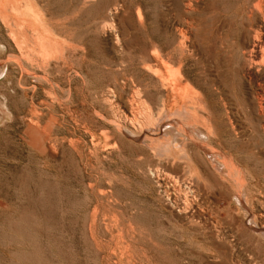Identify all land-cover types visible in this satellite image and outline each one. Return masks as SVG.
<instances>
[{
  "label": "rangeland",
  "instance_id": "374dc122",
  "mask_svg": "<svg viewBox=\"0 0 264 264\" xmlns=\"http://www.w3.org/2000/svg\"><path fill=\"white\" fill-rule=\"evenodd\" d=\"M263 2L0 0V264H264V131L242 126L263 85L246 74Z\"/></svg>",
  "mask_w": 264,
  "mask_h": 264
},
{
  "label": "bare ground",
  "instance_id": "6f19581e",
  "mask_svg": "<svg viewBox=\"0 0 264 264\" xmlns=\"http://www.w3.org/2000/svg\"><path fill=\"white\" fill-rule=\"evenodd\" d=\"M9 1H10V0H9ZM12 1H13V0H12ZM247 1H248V0H247ZM262 1H263V0H262ZM167 2H168V1H167ZM251 2H252V0H251ZM255 2H256V0H255ZM257 2H258V1H257ZM263 3H264V2H263ZM188 4H189V3H188ZM193 4H194V3H193ZM248 4H249V3H248ZM171 5H172V4H170V6H171ZM185 5H186V4H185ZM190 5H191V4H190ZM5 6H6V5H5ZM165 6H167V5H165ZM258 6H259V5H257V9H258ZM28 7H29V6H28ZM250 7H251V6H250ZM190 8H191V7H190ZM190 8H189V9H190ZM253 8H254V7H253ZM31 9H32V8H31ZM118 9H119V8H118ZM118 9H117V10H118ZM167 9H168V7H167ZM191 9H192V8H191ZM194 9H195V8L193 7V10H194ZM254 9H256V7H255ZM257 9H256V10H257ZM12 11H13V10H12ZM113 11H114V10H113ZM166 11H169V10H166ZM252 11H254V10H252ZM258 11H259V10H258ZM187 12H188V11H187ZM29 13H30V12H29ZM33 14H34V13H33ZM77 14H78V13H77ZM110 14H112V13L110 12L109 15H110ZM115 14H116V13H115ZM117 14H118V13H117ZM257 14H258V13H257ZM260 14H262L261 16H263V13H262V12H260ZM9 15H10V14H9ZM191 15H192V14H191ZM10 16H11V15H10ZM113 16H114V15H113ZM183 16H184V15H183ZM256 16H257V15H256ZM256 16H255V17H256ZM7 17H8V16H7ZM13 17H14V16H13ZM16 17H17V16H16ZM110 17H111V16H110ZM114 17H115V16H114ZM249 17H250V16H249ZM116 18H117V17H116ZM141 18H142V17H141ZM184 18H185V17H184ZM192 18H193V17H192ZM11 19H12V18H11ZM17 19H18V18H17ZM170 19H171V18H170ZM181 19H182V18H181ZM262 19H263V18H262ZM102 20L104 21L105 19H102ZM145 20H146V19H145ZM184 20H185V19H184ZM103 21H102V22H103ZM114 21L116 22V20H114ZM139 21H140V20H139ZM171 21H173V20L171 19ZM181 21H182V20H181ZM186 21H187V20H186ZM186 21H185V22H186ZM194 21H195V20H194ZM26 22H27V21H26ZM105 22L109 23V21H107V20H106ZM112 22H113V21H112ZM141 22H142V21H140V23H141ZM185 22H184V23H185ZM263 22H264V21H263ZM20 23H21V22H20ZM107 23H105L106 26H107ZM110 23H111V22H110ZM113 23H114V22H113ZM113 23H112V24H113ZM120 23H121V22H120ZM129 23H130V22H129ZM184 23L182 22V24H184ZM188 23H190V22L188 21ZM192 23H193V22H192ZM242 23H243V22H242ZM244 23H246V22H244ZM22 24H23V23H22ZM112 24H111V25H112ZM125 24H126V23H125ZM170 24H171V23H170ZM178 24H179V23H178ZM186 24H187V22H186ZM186 24H185V25H186ZM212 24H214V23H212ZM260 24H261V23H260ZM18 25H19V24H18ZM20 25H21V24H20ZM118 25H119V24H118ZM118 25H117V26H118ZM140 25H141V24H140ZM179 25H180V24H179ZM179 25H178V27H180ZM189 25H190V24H189ZM191 25L194 26L195 23H194V24H191ZM258 25H259V24H258ZM258 25H257V26H258ZM262 25H263V23H262ZM113 26H114V24H113ZM115 26H116V25H115ZM128 26H129V25H128ZM182 26H184V25H182ZM193 26H192V29H193ZM211 26H213V25H211ZM110 27H111V26H110ZM134 27H136V26L134 25ZM142 27H143V26H142ZM170 27H171V26H170ZM194 27H195V26H194ZM214 27H216V26H214ZM239 27H240V26H239ZM261 27H262V26H261ZM111 28H112V27H111ZM114 28H115V27H114ZM117 28H118V27H117ZM117 28H116V29H117ZM121 28H122V27H121ZM121 28H120V29H121ZM184 28H186V26H185ZM248 28H249V27H248ZM262 28H263V27H262ZM50 29H51V28H50ZM125 29H126V27H125ZM179 29H181V28H179ZM179 29H177V30H179ZM192 29H191V31H192ZM194 29H197V27L194 28ZM255 29H256V28H254L253 30H255ZM11 30H12V29H11ZM52 30H53V28H52ZM105 30H106V29H105ZM105 30H104V32L107 33V30H106V31H105ZM137 30H138V29H137ZM188 30H189V29H188ZM212 30H214V29L212 28ZM223 30H224V29H223ZM240 30H241V29H240ZM25 31H26V30H25ZM113 31H115V30L113 29ZM116 31H117V30H116ZM123 31H124V30H123ZM127 31H128V28H127ZM127 31H126V32H127ZM130 31H131V30H130ZM186 31H187V30H186ZM186 31H184V32H182V33H185V35H187ZM195 31H196V30H195ZM201 31H202V30H201ZM231 31H232V30H231ZM255 31H256V30H255ZM255 31H254V32H255ZM262 31H263V30H262ZM108 32L112 34V31L110 32V30H109ZM119 32H120L119 34L121 35V31H119ZM187 32H188V31H187ZM202 32H203V31H202ZM209 32H210V31H209ZM240 32H241V31H240ZM240 32H239V33H240ZM249 32H250V31H249ZM251 32H252V29H251ZM25 33H27V32H25ZM49 33H50V32H49ZM117 33H118V31H117ZM130 33H131V32H130ZM233 33H235V31H234ZM236 33H237V32H236ZM263 33H264V32H262V33H257V35H256V36L250 41V44L248 45L249 47L247 48L248 50H250L249 52H250L251 62H250V61H249V62L251 63V65H250L249 68L246 70V74H247L249 77L254 76L255 79H257L258 81L263 82V85H261V83H260V84L257 86L258 88H257L256 96H255V97H256V98H255V99H256V105H255L254 108H251L250 110L247 111L248 116H250V121L247 120L248 122H246V123H242V126H245V128H246V127H250V128H252V129H260V130H263V131H264V38H263L262 35H261V34H263ZM45 34H47V33H45ZM136 34H137V33H136ZM177 34H178V33H177ZM194 34H196V33L194 32ZM202 34H203V33H202ZM205 34H206V32H205ZM207 34H208V33H207ZM231 34H232V33H231ZM242 34H243V32H242ZM250 34H251V33H250ZM51 35H52V34H51ZM109 35H110V34H109ZM114 35H115V34H114ZM130 35H131V34H130ZM169 35H170V34H169ZM171 35H172V33H171ZM189 35H190V34H189ZM216 35H217V34H216ZM220 35H222V34H220ZM234 35H235V34H234ZM237 35H238V34H237ZM240 35H241V34H240ZM244 35H245V34H244ZM248 35H249V34H248ZM31 36H33V35H31ZM52 36H54V35H52ZM118 36H119V35H118ZM172 36H173V35H172ZM172 36H171V37H172ZM175 36H176V35H175ZM175 36H174V37H175ZM181 36L184 37V35L181 34V35L178 37V40L182 38ZM204 36H205V35H204ZM29 37H30V36H29ZM60 37H61V35L58 37V39H59ZM63 37H64V36H63ZM122 37H123V36H122ZM128 37H129V36H128ZM130 37H131V36H130ZM161 37H162V36H161ZM169 37H170V36H169ZM187 37H188V36H187ZM201 37H202V36H201ZM217 37H218V36H217ZM233 37H234V36H233ZM238 37H239V36H238ZM249 37H250V36H249ZM176 38H177V37H176ZM196 38H197V36H196ZM221 38H222V36H221ZM230 38H231V37H230ZM250 38H252V37H250ZM32 39H35V38H32ZM61 39H62V38H61ZM61 39H59V40H61ZM64 39H65V38H64ZM116 39L119 40V38H117V37H116ZM120 39H121V38H120ZM123 39H124V38H123ZM123 39H122V40H123ZM182 39H185V37L182 38ZM193 39H194V37H193ZM201 39H203V38H201ZM206 39H207V38H206ZM248 39H249V38H248ZM40 40H41V39H39V41H40ZM42 40H43V39H42ZM47 40H48V41L50 40L49 43L51 42V39L47 38ZM124 40H125V39H124ZM124 40H123V41H124ZM126 40H127V38H126ZM126 40H125V42H126ZM129 40H130V39H129ZM191 40H192V39H191ZM196 40H197V39H196ZM229 40H230V39H229ZM229 40H227V42H228ZM237 40H238V38H237ZM237 40H236V41H237ZM239 40H240V38H239ZM32 41H33V43H34V40H32ZM35 41L37 42V39H35ZM56 41L59 42L58 40H56ZM73 41H74V40H73ZM73 41H72V42H73ZM120 41H121V40H120ZM138 41H139V40H138ZM145 41H146V40H145ZM149 41H150V40H149ZM167 41H168V40H167ZM175 41H176V40H175ZM208 41H209V40H208ZM236 41H235V42H236ZM61 42H63V40H61L60 43H59V44L57 43V44L60 45ZM69 42H70V41H69ZM118 42H119V41H118ZM121 42H122V41H121ZM151 42H152V41H151ZM186 42H187V41H186ZM188 42H189V41H188ZM194 42H195V41H194ZM194 42H193V43H194ZM237 42H238V41H237ZM43 43H44V45H45V41H43ZM54 43H56L55 40H54ZM54 43L52 42V44H54ZM65 43H67V42H65ZM65 43H64V44H65ZM115 43H116V42H115ZM122 43H123V42H122ZM146 43H147V42H146ZM176 43H177V42H176ZM189 43H190V42H189ZM198 43H199V42H198ZM229 43H230V42H229ZM22 44H23V43H22ZM34 44H36V43H34ZM69 44H71V43H69ZM126 44H127V43H126ZM126 44H125V45H126ZM142 44H143V43H142ZM184 44H185V43H184ZM203 44H204V43H203ZM203 44H202V45H203ZM233 44H234V43H232V44H230V45L232 46ZM236 44H237V43H236ZM243 44H244V43H243ZM26 45H27V44H26ZM50 45H51V44H49L48 46H50ZM72 45H74V44H72ZM82 45H83V44H82ZM125 45H124V46H125ZM127 45H128V44H127ZM149 45H150V44H149ZM181 45H183V44H181ZM210 45H211V44H210ZM223 45H227V44H224V43H223ZM223 45H222V46H223ZM228 45H229V44H228ZM234 45H235V44H234ZM234 45H233V46H234ZM245 45H247V44H245ZM32 46H33V44H32ZM41 46H42V44L39 45V47H41ZM61 46H63V43L61 44ZM61 46H60V47H61ZM74 46H76V44H75ZM78 46H79V45H78ZM135 46H136V45H135ZM140 46H141V45H140ZM157 46H158V45H157ZM183 46H185V45H183ZM189 46H190V45H189ZM213 46H214V45H213ZM34 47H35V46H34ZM66 47H69V45L66 46ZM80 47H81V46H80ZM120 47H121V46L119 45V48H120ZM170 47H171V46H170ZM201 47H202V46H201ZM211 47H212V46H211ZM229 47H230V46H229ZM36 48H37V47H36ZM36 48H35V51H36ZM48 48H50V47H48ZM48 48H47V50L49 51ZM78 48H79V47H78ZM127 48H128V47H127ZM139 48H140V47H139ZM141 48H142V47H141ZM149 48H150V47H149ZM164 48H165V47H164ZM166 48H167V47H166ZM205 48H206V47H205ZM241 48H242V46H241ZM244 48H245V47H244ZM40 49H41V48H40ZM68 49H69V48H68ZM73 49H74V48H73ZM76 49H77V48H76ZM80 49H83V51H84V48H83V47L80 48ZM155 49H156V48H155ZM155 49H154V50H155ZM167 49H168V48H167ZM167 49H166V50H167ZM191 49H192V47H191ZM230 49H231V47H230ZM45 50H46V49H45ZM47 50H46V51H47ZM52 50H53V49H51V51H52ZM55 50H56V49H55ZM60 50H62V49H60ZM116 50H117V49H116ZM116 50H115V51H116ZM118 50H119V49H118ZM118 50H117V51H118ZM120 50H122V49H120ZM127 50H128V49H127ZM141 50H142V49H141ZM160 50H162V49H160ZM186 50H187V49H186ZM188 50H189V48H188ZM202 50H203V49H202ZM33 51H34V50H33ZM41 51H42V50H41ZM80 51H81V50H80ZM240 51H242V50H240ZM246 51H247V50H246ZM62 52H65V51H62ZM119 52H120V51H119ZM139 52H140V51H139ZM156 52H157V51H156ZM185 52H186V51H185ZM193 52H194V51H193ZM202 52H203V51H202ZM217 52H218V51H217ZM228 52H229V51H228ZM247 52H248V51H247ZM39 53H41V52H39ZM84 53H85V52H84ZM129 53H130V52H129ZM140 53H141V52H140ZM171 53H172V52H171ZM190 53H191V52H190ZM239 53H241V52H239ZM242 53H243V52H242ZM242 53H241V55H243ZM35 54H36V53H35ZM146 54H147V53H146ZM159 54H160V53H159ZM198 54H200V53H198ZM232 54H233V52H232ZM245 54H246V53H245ZM82 55H83V54H82ZM122 55H123V54H122ZM122 55H121V56H122ZM151 55H152V54H151ZM174 55H175V54H174ZM183 55H184V54H183ZM185 55H186V54H185ZM185 55H184V56H185ZM192 55H193V53H192ZM35 56H38V58H39L38 52H37V55H35ZM62 56H63V55H60V57H62ZM84 56H85V55H84ZM123 56H124V55H123ZM154 56H155V55H154ZM165 56H168V55H165ZM169 56H170V55H169ZM180 56H181V54H180ZM27 57H28V55H27ZM29 57H30V56H29ZM52 57H54V56H52ZM67 57H68V55H67ZM70 57H71V56H70ZM106 57H107V56H106ZM173 57H174V56H173ZM215 57H216V56H215ZM23 58H24V57H23ZM25 58H26V57H25ZM54 58H55V57H54ZM58 58H59V56H58L56 59H58ZM63 58H64V57H62V59H63ZM73 58H74V57H73ZM119 58H120V57H119ZM121 58H122V57H121ZM121 58H120V59H121ZM160 58H162V56H161ZM186 58H187V57H186ZM188 58H189V56H188ZM226 58H229V57H226ZM243 58H244V57H243ZM247 58H249V56H248ZM247 58H244L243 61H245V59H246V61H247ZM20 59H21V58H20ZM45 59H46V58H45ZM62 59H61V60H62ZM71 59H72V58H71ZM80 59H81V58H80ZM80 59H79V60H80ZM107 59H108V58H107ZM110 59H111V58H110ZM112 59H113V58H112ZM112 59H111V60H112ZM162 59H163V58H162ZM179 59H180V58H179ZM183 59H184V58H183ZM193 59H194V58H193ZM22 60H23V59H22ZM31 60H33V59H31ZM111 60L108 61V63L113 62V61H111ZM113 60H114V59H113ZM121 60H122V59H121ZM123 60H124V59H123ZM171 60H172V59H171ZM198 60H199V59H198ZM238 60H239V59H238ZM241 60H242V59H241ZM249 60H250V59H249ZM17 61H18V60H17ZM23 61H25V60H23ZM26 61H27V59H26ZM33 61H35V60H33ZM37 61H38V60H37ZM58 61H59V60H58ZM64 61H65V60H64ZM73 61H74V60H73ZM76 61H77V60H76ZM158 61H159V60H158ZM183 61H184V60H183ZM207 61H208V60H207ZM28 62H29V59H28ZM46 62H48V59L46 60ZM46 62H45V63H46ZM49 62H51V60H49ZM55 62H56V61H55ZM74 62H75V61H74ZM74 62H72V67H74V65H73ZM123 62H125V61H123ZM140 62H141V61H140ZM19 63H20V62H19ZM30 63H31V62H30ZM45 63H44V64H45ZM56 63H59V62H56ZM67 63H68V62H66V64H67ZM70 63H71V62H70ZM75 63H76V62H75ZM113 63H114V62H113ZM125 63H126V62H125ZM141 63H142V62H141ZM172 63H173V62H172ZM203 63H204V62H203ZM215 63H216V62H215ZM226 63H227V62H226ZM246 63H247V62H246ZM25 64H26V63H25ZM25 64H24V62H22V66H24ZM31 64L34 65L33 62H32ZM36 64H37V63H36ZM36 64H35V66H36ZM120 64H122V63H120ZM139 64H140V63H139ZM167 64H168V62H167ZM176 64H177V63H176ZM180 64H181V63H180ZM49 65H50V64H49ZM53 65H54V64H53ZM76 65H77V64H76ZM76 65H75V66H76ZM154 65H155V63H154ZM248 65H249V64H248ZM22 66H21V67H22ZM44 66H45V65H44ZM44 66H43V67H44ZM55 66H56V65H55ZM62 66H63V65H62ZM80 66H81V65H80ZM112 66H113V65H112ZM123 66H124V65H123ZM148 66H149V64H148ZM148 66H146V67H148ZM163 66H164V68L167 67L165 64H163ZM169 66L172 67L171 65H169ZM179 66H180V65H179ZM184 66H185V65H184ZM229 66H231V65H229ZM46 67H47V66H46ZM57 67H58V66H57ZM57 67H56V68H57ZM121 67H122V65H121ZM142 67H143V65H142ZM144 67H145V66H144ZM144 67H143V68H144ZM174 67H175V65H174ZM203 67H204V66H203ZM26 68H27V67H26ZM29 68H30V67H29ZM33 68H34V67H33ZM33 68H32V69H33ZM47 68H48V67H47ZM54 68H55V67H54ZM59 68H60V67H59ZM62 68L64 69V67H62ZM62 68H60V69L62 70ZM178 68H179V67H178ZM240 68H241V67H240ZM23 69H25V68L23 67ZM34 69H35V68H34ZM60 69H59V70H60ZM75 69L78 70V66H77V68L75 67ZM146 69H148V68H145V70H146ZM156 69H157V68H156ZM156 69H155V70H156ZM167 69H168V67H167ZM170 69H171V68H170ZM36 70H37V69H36ZM36 70H35V71H36ZM61 70H60V72H59L60 75H61V72H62ZM179 70H180V69H179ZM179 70L176 69L175 72H177V71H179ZM234 70H235V69H234ZM23 71H24V70H23ZM25 71H26V69H25ZM32 71H33V70H32ZM32 71H31V72H32ZM35 71H34V72H35ZM39 71H40V70H39ZM39 71H37V72H39ZM46 71H47V70L45 69V72H46ZM147 71H148V70H147ZM152 71H153V70H150V72H151L152 74H154ZM183 71H184V70H183ZM53 72H54V71H53ZM56 72H58V71H56ZM77 72H78V71H77ZM148 72H149V71H148ZM168 72H169V70H168ZM212 72H213V71H212ZM32 73H33V72H32ZM39 73H40V72H39ZM62 73H63V72H62ZM64 73H65V71H64ZM64 73H63V74H64ZM68 73H69V72H68ZM155 73H156V71H155ZM34 74H37V73H34ZM40 74H41V73H40ZM46 74H47V73H46ZM48 74H49V73H48ZM51 74H52V71H51ZM157 74H158V73H157ZM169 74L171 75L170 72H169ZM169 74H168V75H169ZM172 74H173V72H172ZM176 74H177V77H175V78H178V79H179V77H181V76H180L181 74L178 73V72H177ZM179 74H180V75H179ZM182 74H183V73H182ZM38 75H39V74H38ZM57 75H58V74H57ZM57 75H56V76H57ZM65 75H66V73H65ZM77 75H80V74L78 73ZM238 75H239V74H238ZM31 76H32V75H31ZM53 76L56 77L55 75H52V77H53ZM66 76H67V75H66ZM153 76H154V75H153ZM175 76H176V75H175ZM178 76H179V77H178ZM239 76H240V75H239ZM241 76H242V75H241ZM48 77H51V76L48 75ZM59 77H61V76H59ZM69 77H70V76H69ZM170 77L172 78V76H170ZM173 77H174V74H173ZM204 77H205V76H204ZM236 77H237V76H236ZM57 78H58V77H57ZM63 78H64V77H63ZM66 78H68V77H66ZM237 78H241V77H237ZM47 79H48V78H46V80H47ZM55 79H56V78H55ZM58 79H59V78H58ZM58 79H56V80L58 81ZM60 79H61V78H60ZM149 79H150V78H149ZM152 79H153V77H152ZM165 79H166V78H165ZM178 79H177V80H178ZM181 79H182V78H181ZM49 80H50V78H49ZM49 80H47V81H49ZM65 80H66V79H65ZM169 80H170V79H169ZM174 80H175V79H174ZM253 80H254V79H253ZM39 81H40V78H39ZM59 81H60V80H59ZM223 81H224V80H223ZM52 82H53V81H52ZM54 82H55V81H54ZM127 82H128V81H127ZM157 82H158V80H157ZM173 82H174V81H173ZM181 82H182V80H181ZM36 83H37V82H36ZM165 83H166V81H165ZM39 84H41V82H40ZM56 84H57V83H56ZM60 84H61V83H60ZM157 84H158V83H157ZM172 84H175V82L172 83ZM50 85H51V84H50ZM57 85H58V84H57ZM36 86H37V85H36ZM45 86H46V85H45ZM61 86H62V85H61ZM61 86L59 85V87H61ZM168 86H169V85H168ZM176 86H177V85H176ZM252 86H253V85H252ZM231 87H232V86H231ZM231 87H230V88H231ZM177 88H178V87H177ZM38 89H39V88H38ZM42 89H43V87H42ZM142 89H143V88H142ZM169 89H170V88H169ZM233 89H235V87H233ZM233 89H232V90H233ZM237 89H238V88H237ZM179 90H180V89H179ZM232 90H231V91H232ZM242 91H243V90H242ZM34 92H38V90H37V91H34ZM39 92H40V90H39ZM135 92H136V91H135ZM182 92H183V91H182ZM229 92H230V91H229ZM229 92H228V93H229ZM95 93H96V92H95ZM177 93H178V92H177ZM180 93H181V91H180ZM35 94H36V93H35ZM141 94H142V93H141ZM232 94H233V93H232ZM240 94H241V93H240ZM36 95H38V94H36ZM40 95H41V94H40ZM40 95H39V96H40ZM175 95H176V94H175ZM222 95H223V94H222ZM236 95H238V94L236 93ZM233 96H234V95H233ZM35 97H36V96H35ZM202 97H203V96H202ZM229 97H231V96H229ZM40 98H41V97H40ZM232 98H233V97H232ZM165 99H166V98H165ZM181 99H182V98H181ZM204 99H205V98H204ZM229 99H230V98H229ZM242 99H243V98H242ZM60 100H61V99H60ZM166 100H167V99H166ZM224 101H225V100H224ZM168 102H169V101H168ZM178 102H179V101H178ZM200 102H201V101H200ZM254 102H255V101H254ZM254 102H253V103H254ZM145 103H146V102H145ZM163 103H164V102H163ZM180 103H181V102H180ZM149 104H150V103H149ZM151 104H152V103H151ZM151 104H150V106L153 105V104H152V105H151ZM33 105H34V104H33ZM38 105H39V104H38ZM142 105H145V104H142ZM165 105H166V104H165ZM150 106H149V107H150ZM161 106H162V105H161ZM222 106H223V105H222ZM35 107H37V106H35ZM143 107H144V106H143ZM174 107H175V106H174ZM191 107H192V106H191ZM38 108H39V107H38ZM38 108H37V109H38ZM147 109L150 110V111H148ZM147 109H146V110H147L146 112L153 113V112H151V110H153L152 107H151L150 109L147 107ZM34 111H35V110H34ZM138 111H140V110L138 109ZM141 111H142V109H141ZM164 111H165V110H164ZM164 111H163V112H164ZM165 112H166V111H165ZM165 112H164V113H165ZM35 113H36V112H35ZM35 113H34V114H35ZM159 113H161V112H159ZM36 114H37V113H36ZM138 114H139V113H138ZM147 114H148V113H146V115H147ZM153 114H154V113H153ZM157 114H158V113H157ZM161 114L163 115V113H161ZM40 115H41V114H40ZM40 115H39V116H40ZM144 115H145V113H144ZM154 115H156V114H154ZM154 115H152V116H154ZM244 115H245V114H244ZM150 116H151V115H150ZM138 117H140V116H137V114H136V119H137ZM147 117H148V115H147ZM156 117H157V116H156ZM165 117H166V116H165ZM148 118H149V117H148ZM148 118H147V119H148ZM150 118H151V117H150ZM150 118H149V119H150ZM136 119H135L134 121H136ZM144 119H145V118H144ZM42 120H43V119H42ZM150 120H151V119H150ZM152 120H155V119L153 118ZM159 120H160V119H159ZM209 120H210V119H209ZM115 121H116V120H115ZM143 121H144V120H142V122H143ZM193 121H194V120H193ZM197 121H198V120H197ZM142 122H141V124L143 125V123H144L145 121H144L143 123H142ZM149 122H151V121H149ZM152 122H153V121H152ZM204 122H206V121H204ZM114 123H115V122H114ZM114 123H113V124H114ZM120 123H121V122H120ZM120 123L118 122V124H120ZM135 123H136V122H135ZM210 123H211V122H210ZM136 124L138 125L139 123H136ZM157 124H158V122H157ZM157 124H155V126H156ZM160 124H161V123H160ZM181 124H182V123H181ZM190 124H191V123H190ZM207 124H208V123H207ZM212 124H213V122H212ZM226 124H227V123H226ZM229 124H230V126H232V127L234 128V122L230 121ZM182 125H183V124H182ZM182 125H180V126H182ZM185 125H186V124H185ZM199 125L201 126L202 124H199ZM115 126H116V124H115ZM139 126H140V125H139ZM158 126H159V125H158ZM236 126H237V125H236ZM124 127H125V126H124ZM145 127H146V126H145ZM165 127H166V125H165ZM165 127H164V128H165ZM182 127H183V126H182ZM204 127H205V126H204ZM128 128H129V127H128ZM128 128H126V130H127ZM146 128H147V127H146ZM155 128H156V127H155ZM167 128H168V127H167ZM169 128H170V127H169ZM169 128H168V129H169ZM190 128H191V127H190ZM201 128H202V127H201ZM207 128H208V127H206V129H207ZM216 128H217V127H216ZM235 128H236V127H235ZM241 128H242V127H241ZM117 129H118V128H117ZM165 129H166V128H165ZM168 129H166V131H167L166 133H168ZM175 129H176V127H175ZM180 129H182V128H180ZM197 129H199V128H197ZM211 129H212V128H211ZM243 129H244V127H243ZM247 129H249V128H247ZM247 129H246V130H247ZM37 130H38V129H37ZM122 130H124V128H123ZM129 130H130V129H129ZM129 130H128V131H129ZM138 130H139V129H138ZM141 130H142V129H141ZM144 130H146V129H144ZM186 130H187V129H185V132H187ZM236 130H237V128H236L234 131H236ZM240 130H241V129H240ZM244 130H245V129H244ZM128 131H127V132H128ZM139 131H140V130H139ZM142 131H143V130H142ZM183 131H184V130H183ZM183 131L181 132L182 135H183ZM206 131H207V130H206ZM209 131H211V130L208 129V133H209ZM40 132H41V131H40ZM122 132H124V131H122ZM130 132H132V131H130ZM137 132H138V131H137ZM137 132H136V133H137ZM144 132H145V131H144ZM252 132H253V131H252ZM252 132L250 133V132L248 131L247 133L253 134ZM260 132H261V131H260ZM138 133H139V132H138ZM164 133H165V132H164ZM197 133H198V132H197ZM237 133H238V132H237ZM245 133H246V132H245ZM130 134H134V133H130ZM130 134H129V135H130ZM145 134H146V133H145ZM178 134L180 135V132H179ZM188 134H189V133H187V135H188ZM216 134H217V133H216ZM238 134H239V133H238ZM241 134H242V133H241ZM261 134H262V132H261ZM34 135H35V134H34ZM143 135H144V134H142V136H143ZM167 135H168V134H167ZM217 135H218V134H217ZM235 135H236V134H235ZM245 135H246V134H245ZM263 135H264V134H263ZM131 136H132V135H131ZM134 136H135V135H134ZM189 136H190V135H188V137H189ZM211 136L214 137V138H216V137H215L216 135H215V136H214V135H211ZM211 136H210V137H211ZM237 136H238V135H237ZM249 136H250V135H249ZM138 137H139V136H138ZM138 137H136V138H138ZM145 137H146V136H145ZM145 137L143 136V138H145ZM191 137H192V136H191ZM191 137H190V138H191ZM195 137H196V136H195ZM195 137H194V138H195ZM201 137H203V136H201ZM231 137H232V136H231ZM233 137H234V136H233ZM262 137H263V136H262ZM136 138H135V139H136ZM143 138H142V139H143ZM192 138H193V137H192ZM235 138H236V137H235ZM239 138H240V136H239ZM252 138H254V137H252ZM259 138H260V137H259ZM259 138H257V139H259ZM180 139H181V138H180ZM180 139H179V140H180ZM198 139H199V138H198ZM205 139H206V138H205ZM209 139H210V138H209ZM218 139H219V138H218ZM163 140H165V137H164ZM194 140H195V139H194ZM230 140H232V138H231ZM233 140H234V141H237V138H236V140H235V139H233ZM241 140H243V139H241ZM167 141H168V140H167ZM175 141H176V140H175ZM195 141H196V140H195ZM209 141H210V140H209ZM217 141H218V140H217ZM226 141H227V140H226ZM165 142H166V140H165ZM181 142H183V141L181 140ZM241 142H242V141H241ZM178 143H179V142H178ZM183 143H184V142H183ZM187 143H188V141H187ZM187 143H186V144H187ZM199 143H200V142H199ZM201 143H202V142H201ZM237 143L239 144V140L237 141ZM242 143H243V142H242ZM242 143H241V144H242ZM164 144L167 146L168 142H167V144H166V143H164ZM202 144H203V143H202ZM208 144H210V143H208ZM244 144H245V143H244ZM162 145H163V144H162ZM165 145H164V146H165ZM177 145H178V147L180 146L179 144H177ZM189 145H190V143H189ZM194 145H195V144H194ZM194 145H193V146H194ZM213 145H214V144H213ZM221 145H222V144H221ZM221 145H220V146H221ZM242 145H243V144H242ZM245 145H246V144H245ZM190 146H191V145H190ZM203 146H206V144H204ZM176 147H177V146H176ZM182 147H183V145H182ZM182 147H181V149H180V148H177V150L179 149L178 151H179L180 153H181V152L184 153L183 151H185L184 149L186 148V146H184V147H185L184 149H183ZM209 147H210V146H209ZM221 147H223V146H221ZM242 147H243V146H242ZM205 148H206V147H205ZM210 148H211V147H210ZM210 148H209V149H210ZM212 148L215 149L214 146H212ZM212 148H211V150H212ZM219 148H220V147H219ZM243 148H246V146L243 147ZM243 148H242V149H243ZM193 149H194V148H193ZM201 149H202V147H201ZM207 149H208V148H207ZM209 149H208V150H209ZM225 149H226V147H225ZM182 150H183V151H182ZM208 150H206V151L208 152ZM220 150H221V149H220ZM231 150H233V149H231ZM231 150H229V152H230ZM200 151H201V150H200ZM209 151H210V150H209ZM216 151H218V150L216 149ZM216 151H215V152H216ZM227 151H228V150H227ZM241 151H242V150H241ZM246 151H249V150L246 149ZM251 151H252V149H251ZM188 152H189V151H188ZM188 152H187V153H188ZM212 152L214 153L213 150L211 151V154H212ZM249 152H250V151H249ZM182 153H181V154H182ZM187 153H186V154H187ZM192 153H193V152H192ZM205 153H206V152H205ZM205 153H204V154H205ZM217 153H218V152H217ZM221 153H223V151H221ZM227 153H228V152H227ZM234 153H235V152H234ZM186 154H184V156H183L182 158H184V157L186 158V156H185ZM209 154H210V152H208L207 155H209ZM214 154H215V153H214ZM223 154H224V153H223ZM182 155H183V154H182ZM188 155H189V154H188ZM205 155H206V154H205ZM207 155H206V158H205V159H207V158L210 159V157H208ZM221 155H222V154H221ZM231 155H233V154H231ZM235 155H236V154H235ZM238 155H239V154H238ZM210 156H211V155H210ZM219 156H220V155H219ZM226 156H227V155H226ZM187 157H188V156H187ZM189 157H190V155H189ZM223 157H225V156H223ZM231 157H232V156H231ZM231 157H230V158H231ZM239 157H240V156H239ZM225 158H226V157H225ZM237 158H238V157H237ZM220 159H221V158H220ZM176 160L179 161L178 159H176ZM188 160H191V159H188ZM214 160H215V159H214ZM204 161H205V160H204ZM215 161H216V160H215ZM221 161H222V160H221ZM221 161H220V162H221ZM209 162L212 163L211 161H209ZM216 162H217V161H216ZM218 162H219V161H218ZM221 163H222V162H221ZM225 163H226V165H227V167H228L227 170H228L229 172H231V173H233V174H234L235 172H240V170H239V168H238L240 165H239L238 163L235 164V161H234V163H233V162L228 158V159L225 160ZM190 164L193 165L192 162H190ZM197 164H198V162H197ZM219 164H220V163H219ZM213 165H215V163H214ZM216 165H217V163H216ZM261 165H262V164H261ZM203 166H204V165H203ZM224 166H225V165H224ZM213 167H215V166H213ZM217 167H218V166H217ZM222 167H223V165H222ZM208 168H209V167H208ZM241 168L244 170L243 167H241ZM194 169H195V168H194ZM194 169H193V171L196 170V169H195V170H194ZM216 169H217V168H216ZM216 169H215V170H216ZM222 169H223V168H222ZM222 169H221V170H222ZM189 170H190V169H189ZM205 170H206V169H205ZM227 170H226V171H227ZM243 170H241V171H243ZM158 171H159V170H158ZM203 171H204V169H203ZM206 171H207V170H206ZM216 171H217V170H216ZM196 172H199V170L196 171ZM208 172H209V171H208ZM222 172L224 173V170H223ZM229 172H227V173H229ZM191 173H192V172H191ZM217 174H218V173H217ZM217 174H216V175H217ZM156 175H157V174H156ZM158 175H159V173H158ZM167 175H168V173H167ZM187 175H188V174H187ZM187 175H186V176H187ZM200 175H201V174H200ZM206 175H207V174H206ZM229 175H230V173H229ZM241 175H242V174H241ZM159 176H160V175H159ZM219 176H220V173H219ZM233 176H234V175H233ZM233 176L230 177V178H233ZM249 176H250V175H249ZM263 176H264V175H263ZM165 177H166V176H165ZM191 177H192V175H191ZM200 177H201V176H200ZM214 177H215V176H214ZM168 178L170 179L169 176H168ZM193 178H194V176H193ZM202 178H203V177H202ZM222 178H223V179H222ZM261 178H262V175H261ZM162 179H163V178H162ZM162 179H161V180H162ZM164 179H166V178H164ZM171 179H173V178H171ZM171 179H170V180H171ZM179 179H180V178H179ZM183 179H184V178H183ZM221 179L224 180V182H225V180H226V179H224V177H221ZM221 179H220V180H221ZM239 179H241V178L239 177ZM244 179H245V178H244ZM246 179H248V178H246ZM249 179H250V178H249ZM262 179H263V178H262ZM262 179H261V180H262ZM167 180H168V179H166V181H167ZM184 180H185V179H184ZM189 180H190V179H189ZM211 180H213V179H211ZM227 180H228V179H227ZM168 181H169V180H168ZM175 181L177 182L178 180H175ZM209 181H210V180H209ZM214 181H216V180H214ZM232 181H234V180L232 179ZM244 181H245V180H244ZM246 181H247V180H246ZM230 182H231V181H230ZM239 182H240V181H239ZM242 182H243V181H242ZM247 182H248V181H247ZM174 183H175V182H174ZM180 183H181V182H179L178 184H180ZM213 183H214V182H213ZM228 183H229V182H228ZM243 183H244V182H243ZM248 183H249V182H248ZM261 183H262V182H261ZM189 184H192V183H187V185H189ZM199 184H200V183H199ZM203 184H204V183H203ZM240 184H241V183H239V185H240ZM246 184H247V183H246ZM165 185H166V184H165ZM183 185H185V183H183L182 186H183ZM192 185H193V184H192ZM234 185H235V184H234ZM234 185H233V187H234ZM247 185H248V184H247ZM247 185H246V188H247ZM218 186H219V184H218ZM231 186H232V185H231ZM248 186H251V185H248ZM176 187H178V186H176ZM180 187H181V186H180ZM242 187H244V186H242ZM258 187H259V186H258ZM263 187H264V185H263ZM263 187H262V188H263ZM201 188H202V187H201ZM219 188H220V187H219ZM239 188H240V187H239ZM249 188L251 189V187H249ZM254 188H255V187H254ZM225 189H226V188H225ZM225 189H224V190H225ZM235 189H236V192H239V191H237V188H235ZM185 190H187V189H185ZM198 190H199V189H198ZM210 190H212V189H210ZM226 190H227V189H226ZM238 190H239V189H238ZM241 190H242V189H241ZM259 190H260V189H259ZM246 191H247V190H246ZM248 191H249V190H248ZM169 192H170V191H169ZM169 192H168V193H169ZM183 192H184V191H183ZM190 192H191V190H190ZM203 192H205V191H203ZM196 193H197V195H198V192H196ZM228 193H229V192H228ZM247 193H248V192H247ZM257 193H258V192H257ZM257 193H256V194H257ZM187 194H188V192H187ZM193 194H194V193H193ZM226 194H227V193H226ZM238 194H239V193H238ZM258 194H259V193H258ZM252 195H253V194H252ZM169 196L171 197L170 194H169ZM174 196H175V195H174ZM195 196H196V195H195ZM248 196H249V194H248ZM253 196L255 197V195H253ZM263 196H264V195H263ZM263 196H262V197H263ZM183 197H184V196H183ZM193 197H194V196H193ZM251 197H252V196H251ZM200 198H201V197H200ZM258 198H259V197H258ZM258 198L256 197V200H257ZM260 198H261V197H260ZM168 199H170V198H168ZM187 199H188V198H187ZM197 199H198V198H197ZM197 199H196V200H197ZM239 199H240V198H239ZM192 200H193V199H192ZM194 200H195V199H194ZM194 200H193V201H194ZM249 200H250V199H249ZM262 200H263V199H262ZM193 201H192V202H193ZM240 201H241V200H240ZM258 201H259V200H258ZM258 201H257V202H258ZM186 202H188V201H186ZM190 203H191V202H190ZM197 203H199V202H197ZM251 203H252V202H251ZM177 204H178V203H177ZM177 204H175V205L177 206ZM199 204H200V203H199ZM239 204H243V203H239ZM254 204H255V203H254ZM257 204H258V203H257ZM179 206H180V205H179ZM187 206H188V205H187ZM240 206H241V205H240ZM255 206H256V205H255ZM259 206H261V204H260ZM259 206H257V207H259ZM241 207H242V206H241ZM243 207H244V205H243ZM250 207H251V206H250ZM262 208H263V207H262ZM253 209H255V208H253ZM256 209H257V208H256ZM186 210H187V209H186ZM254 211H255V210H254ZM261 211H262V210H261ZM185 212H186V211H185ZM183 213H184V212H183ZM187 213H188V212H187ZM258 213H259V212H258ZM263 214H264V213H263ZM257 216H258V215H257ZM263 217H264V216H263ZM258 218H259V217H258ZM261 218H262V217L260 216L259 219H261ZM250 223H251V220H250ZM253 224H254V223H253ZM258 224H259V223H258ZM263 224H264V223H263ZM249 225H250V224H249ZM260 225H261V223H260ZM215 226H217V225H215ZM253 227H254V226H253ZM259 227H260V226H259ZM259 227H257V228H259ZM214 229H215V228H214ZM215 231H219V232H220V231H221V228H220V230H215ZM215 231H214V232H215ZM253 231L257 234V243H258V241L264 243V225L262 226L261 229H259V230H253ZM205 233H206V232H205ZM216 234H217V233H216ZM216 234H215V236H216ZM219 234H220V233H219ZM223 234H224V233H223ZM212 235H213V233H212ZM242 235H243V234H242ZM242 235H241V236H242ZM228 236H230V235H228ZM233 237H234V236H233ZM236 237H237V236H236ZM205 238H206V237H205ZM209 238H210V237H209ZM211 238H212V237H211ZM221 238H222V237H221ZM229 238H230V237H229ZM242 238H244V237H242ZM212 239H213V238H212ZM235 239H236V238H235ZM237 239H238V237H237ZM253 239H254V238H253ZM239 240H241V239H239ZM218 241H219V240H218ZM234 242H235V241H234ZM234 242H233V243H234ZM214 243H215V242H214ZM221 243H222V244H221V245H222V249H225V250H226V249L228 250V249L232 246V245L230 246V244H232L231 241H228L226 238L223 239V242H221ZM250 243H251V242H250ZM235 244H236V243H235ZM216 245H217V244H216ZM247 245H249V244H247ZM214 246H215V245H214ZM217 247H219V246L217 245ZM247 247H248V246H247ZM249 247H250V246H249ZM232 248H233V246H232ZM234 248H235V247H234ZM243 248H245V247H243ZM239 249H240V248H239ZM236 250H238V248H237ZM258 250H259V249H258ZM253 251H254V249H253ZM217 252H218V251H217ZM219 252H220V251H219ZM242 252H243V251H242ZM255 252H257V251H255ZM228 253H229V252H228ZM235 253H236V252H235ZM217 254H218V253H217ZM233 255H235V254L233 253ZM242 256H243V254H242ZM220 257H222V256H220ZM237 257H238V256H237ZM257 257H258V256H257ZM226 258H227V256H226ZM235 258H236V257H235ZM239 258H240V257H239ZM233 259H234V258H233ZM223 260H224V259H223ZM242 260H243V259H242ZM242 260L240 259V261H242ZM233 261H235V260H231V261H230V260L225 259L224 261L221 262V264H242L239 260H236L235 262H233ZM243 261H244V260H243ZM260 263H261V262H260ZM262 263H264V262L262 261Z\"/></svg>",
  "mask_w": 264,
  "mask_h": 264
}]
</instances>
